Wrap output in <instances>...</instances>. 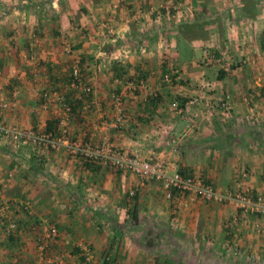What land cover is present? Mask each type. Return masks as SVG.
Masks as SVG:
<instances>
[{"label": "crops", "instance_id": "obj_1", "mask_svg": "<svg viewBox=\"0 0 264 264\" xmlns=\"http://www.w3.org/2000/svg\"><path fill=\"white\" fill-rule=\"evenodd\" d=\"M169 3L178 9L168 15ZM205 49L215 57L207 67ZM75 60L89 97L70 86ZM172 69L179 82L163 83ZM0 72L3 124L45 131L60 112L43 109L40 93L58 90L73 138L106 136L222 192L254 197L264 187V0H0ZM113 94L122 97L121 123ZM224 94L231 100L220 110ZM171 137L180 138L176 152L166 147ZM3 203L0 264H264V216L167 200L158 184L138 186L130 173L63 150L0 139ZM49 225L58 236L41 258L37 237ZM85 247L89 263L70 255Z\"/></svg>", "mask_w": 264, "mask_h": 264}, {"label": "built area", "instance_id": "obj_2", "mask_svg": "<svg viewBox=\"0 0 264 264\" xmlns=\"http://www.w3.org/2000/svg\"><path fill=\"white\" fill-rule=\"evenodd\" d=\"M168 15L171 10L178 8L172 5H163L161 7ZM144 13H140L142 16ZM69 50V48H68ZM215 60L214 54L210 49L203 50L202 65L207 67ZM224 63L229 64L228 57L222 58ZM241 65V62L239 63ZM1 74V72H0ZM180 80L177 70H170L162 75V82L168 85L177 83ZM69 83L71 88L77 89L82 95L89 97L91 94L90 87L84 81L80 61L75 60L71 66L69 75ZM150 96L156 97L155 92H151ZM202 96H198L201 99ZM42 108L57 107L60 115L57 117L55 129L53 131H36L33 129H21L15 126H9L0 122V139L9 141L16 147H31L36 151H60L63 150L72 159L88 162L93 165L110 167L116 171L126 172L133 175L138 186L146 183H155L160 185L165 199L170 200L175 194L187 196L190 199H198L204 202L217 204H231L237 211L244 215L264 216V187L254 197L244 192H222L212 185L206 183L197 176L182 175L174 171L171 164L165 160L149 156L141 157L138 149L134 147L121 148L115 145L108 137H102L96 144L84 141L70 136L69 119L71 117V106L67 103L65 95L53 90L40 93ZM231 97L224 94L217 105L220 110H227ZM198 100L190 101L193 106ZM112 102L118 110L117 122H122V97L113 94ZM8 103H0V109H7ZM170 110L176 117H183V108L178 102L173 101L170 104ZM189 129L186 130V132ZM179 137H171L166 141V147H171L172 152H176L179 145ZM137 188L131 191V195L135 194ZM28 205V204H26ZM28 207V206H27ZM7 209L6 203L0 206V211ZM16 229V225L11 223L8 225V232ZM58 236L57 227L49 225L43 234L37 237L39 244L40 257L45 258V243H49ZM81 257L85 262L92 260V253L86 247L82 249Z\"/></svg>", "mask_w": 264, "mask_h": 264}, {"label": "trees", "instance_id": "obj_3", "mask_svg": "<svg viewBox=\"0 0 264 264\" xmlns=\"http://www.w3.org/2000/svg\"><path fill=\"white\" fill-rule=\"evenodd\" d=\"M154 98H155V97L150 98V101H151V100H154ZM55 124H56L55 120L49 122V123H48V128H46V131H53L55 128H54V129H52V128H53V126L55 127ZM13 233H14V231H12L11 234H13ZM81 259L84 261V259H83L82 257H81ZM103 264H110V263H109L108 261H104Z\"/></svg>", "mask_w": 264, "mask_h": 264}, {"label": "rangeland", "instance_id": "obj_4", "mask_svg": "<svg viewBox=\"0 0 264 264\" xmlns=\"http://www.w3.org/2000/svg\"><path fill=\"white\" fill-rule=\"evenodd\" d=\"M172 4H173V3H172ZM168 5H170V3H169ZM177 83H178V82H177ZM70 252H71L70 255L75 254L76 256H78V258H79L80 260H82V259H81V253H82V251L80 252V251H73V250H71ZM61 259H63V258H61ZM82 261H83V260H82Z\"/></svg>", "mask_w": 264, "mask_h": 264}]
</instances>
